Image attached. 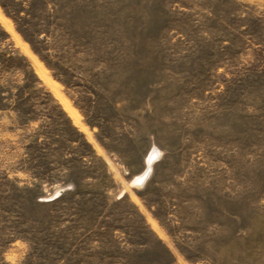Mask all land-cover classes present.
I'll return each mask as SVG.
<instances>
[{
  "label": "rangeland",
  "instance_id": "rangeland-1",
  "mask_svg": "<svg viewBox=\"0 0 264 264\" xmlns=\"http://www.w3.org/2000/svg\"><path fill=\"white\" fill-rule=\"evenodd\" d=\"M0 264H264V0H0Z\"/></svg>",
  "mask_w": 264,
  "mask_h": 264
},
{
  "label": "bare ground",
  "instance_id": "bare-ground-1",
  "mask_svg": "<svg viewBox=\"0 0 264 264\" xmlns=\"http://www.w3.org/2000/svg\"><path fill=\"white\" fill-rule=\"evenodd\" d=\"M9 28H10V26H9ZM31 59L33 60V58H31ZM39 71H40L41 76L45 79V81H47V83H49L51 85L52 89L57 93L58 97L60 98V100H61L62 104L64 105V108H66L67 112L73 117L74 121H76V123L79 124L80 123V116H79L78 112L74 108H72V106L68 102V100H66L62 95H59V91L57 89V86H56L55 82L54 83H51L52 81L46 77V74L44 73V71H43V69H42L41 66L39 67ZM155 159H156V156H151L150 157V159L148 160V168L146 169V172L141 177H139L136 180L138 184H140V183H142V182H144V181L147 180L148 176L151 173L152 164L155 161Z\"/></svg>",
  "mask_w": 264,
  "mask_h": 264
},
{
  "label": "water",
  "instance_id": "water-1",
  "mask_svg": "<svg viewBox=\"0 0 264 264\" xmlns=\"http://www.w3.org/2000/svg\"><path fill=\"white\" fill-rule=\"evenodd\" d=\"M149 177V176H148Z\"/></svg>",
  "mask_w": 264,
  "mask_h": 264
}]
</instances>
